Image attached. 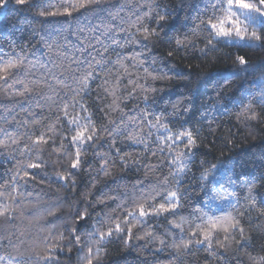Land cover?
<instances>
[{"label": "trees", "instance_id": "obj_1", "mask_svg": "<svg viewBox=\"0 0 264 264\" xmlns=\"http://www.w3.org/2000/svg\"><path fill=\"white\" fill-rule=\"evenodd\" d=\"M150 8V16H145ZM203 9L201 0H100L99 7L91 0H28L22 6L10 0L0 17V58L21 55L32 74L0 81V212H4L0 216V264H44L40 257L49 254L61 235L64 239L52 252L55 264H87L89 247L93 249V264H264L259 259L264 256V101L260 99L264 91V32L260 30L262 38L254 46L213 41L212 47L201 52L210 39L206 31L197 30L206 19ZM157 12L166 15L167 21L162 30L157 29L159 37L150 38L146 47L130 43L138 28L156 27ZM185 37L189 43L177 49L175 39ZM137 38L142 39L138 33ZM138 52L142 55L133 59ZM238 57H244L247 64L240 65ZM139 60L144 64L139 65ZM96 61H101L102 67ZM145 68L161 78L152 80ZM85 70L97 77L90 83V91L83 94L96 127L105 125L111 130L120 125V109L128 113L123 117L128 127L121 126V132L114 134L119 155L111 147L108 133H98L100 141L84 154L87 163L69 175L74 156L65 152H75L69 143L75 133L68 130L63 110L65 103L80 99L74 78H80ZM117 76L120 108L112 111L107 105L113 97L101 85L111 91ZM16 79L29 88L39 86L41 92L20 96L24 88ZM129 79L135 83L129 84ZM136 83L157 91L137 88L133 97L125 100ZM144 95L149 97L147 102ZM248 105L257 113L256 118L245 112ZM144 109L152 115L144 117L140 111ZM68 111L71 116L86 115L79 106ZM57 116L61 123H56ZM128 116L136 117L135 126L128 123ZM157 118L173 133L181 127L192 129L199 145L180 185L181 215L192 221L190 213L197 208L210 216L230 211L240 220L246 242L238 231L230 233L228 241L220 232L217 239L226 249L219 248L214 239L211 250L207 245L193 244L177 251L172 245L183 241L169 221L180 223L179 216L148 218L145 223L128 216L137 203H145L140 199L141 189L177 188L169 175L174 169L167 163V150L161 153L157 148L156 130L147 138V121L155 124ZM109 119L115 124L109 125ZM50 125L55 126L54 137L48 130ZM41 132L53 137L55 143L50 140L41 151L29 153L31 141ZM129 134L145 136L148 149L131 144ZM61 144L67 148L62 149ZM182 148L180 145L177 150ZM96 153L110 155L105 160ZM127 154L138 162L125 167L120 156L129 159ZM32 163L41 167L28 169ZM221 163L231 171L220 168L210 174L202 190V173ZM102 164L107 174L101 170ZM151 165L159 166L152 169ZM229 176L234 181L231 186L227 184ZM165 177L168 186L162 183ZM221 183L226 191H219ZM229 192L235 193L229 198L235 208H229L228 201H216L218 207L209 209L208 197ZM163 195L155 201L149 198V202L161 203ZM85 213L86 218L80 220ZM102 219L104 224L95 223ZM125 219L135 225L132 239L127 241L126 234L119 239L113 236L103 241L97 252L98 236H88L94 223L99 231L107 232L117 223L126 227ZM196 223L201 221L183 225L184 240ZM73 229L80 237L79 244L70 235Z\"/></svg>", "mask_w": 264, "mask_h": 264}, {"label": "snow or ice", "instance_id": "obj_2", "mask_svg": "<svg viewBox=\"0 0 264 264\" xmlns=\"http://www.w3.org/2000/svg\"><path fill=\"white\" fill-rule=\"evenodd\" d=\"M92 3L96 4L99 7L100 0H91ZM10 0H0V11H4L6 13L8 9V5ZM28 3V0H15L16 5H25ZM201 3L204 5L203 15L206 19L201 20V24L197 26V30H203L208 33L210 39L207 41L204 49H201V52H205L209 47L213 46V41L220 43V42H228V43H245L247 46H254L256 41L261 40V35L257 33V31H249L250 28L253 29H260L264 32V0H201ZM74 7V6H73ZM80 7H84L83 4ZM156 7H160L156 5ZM166 12V8L163 9ZM152 9L150 8L149 13H145V16H150ZM41 16L45 15L44 12L40 13ZM67 15H71V12H67ZM155 24L156 27L149 28L148 26H144L142 28L137 29V33L142 39L137 38V33L132 35V40L129 41L130 43L142 44L144 47L147 46V42L152 37H159L160 33L157 29H163V26L166 24V15H161L158 12L156 13ZM139 22V19H138ZM195 31V30H194ZM113 43H117L115 40ZM187 41V38L184 39L176 38L175 44L176 48L179 49L184 47ZM142 53H135L133 59H137L140 57ZM169 56L172 55L171 52L168 53ZM156 58H153V63H155ZM112 62V63H118ZM238 62L240 65H246L247 61L244 57H238ZM144 61L139 60V65H143ZM97 66H101V61H96ZM89 69L92 68V64L89 63ZM147 76H150L152 80H157L161 78L158 75H153L151 72L148 71L147 68L144 69ZM31 75V69L25 66V58L18 54L9 55L8 58L5 60L0 58V81H7L13 77H19L21 75ZM125 74L127 75V69H125ZM97 77L93 74L91 70H85L84 74L80 78H74V82L77 85L76 94L80 95V99H73L71 104L65 103L64 110H63V118L66 123V126L69 131H73L75 134L71 135L70 144L72 147L75 148V152H68L66 151L65 154L74 158L71 159L70 168H69V175H71L72 171L78 170L82 167L84 163H87L85 153L87 152L88 148H95L98 141H100L101 137L98 133L106 132L108 136L112 138V145L111 147L115 148L116 153L120 154V149L115 147L116 145V138L115 135H118L121 132V126L124 128L128 127V124L124 123L123 117L127 116L128 113L124 111V109H120L121 111V121L120 125H116L112 127L111 130L105 125H101L98 129L95 125V122L92 120V113L89 112L86 102H84L83 94H86L90 91V83L94 81ZM16 83L21 84L24 88L22 92L19 93L20 96L24 97L28 93H40L41 88L39 86L33 88H29L27 85L24 84L23 80L16 79ZM120 82V77L117 76L116 78V86L109 91L108 88H103L104 92L108 95L113 97L112 104L107 105L109 109L115 111L117 108H120V105L117 103V100L120 99L117 96L118 86ZM129 84L135 83L131 79H129ZM108 80H104V84H107ZM67 88V85H64ZM139 88L142 92H155L157 89L155 88H146L144 85L135 84V87L132 89L131 92L128 93V96L125 100L130 99L136 92V89ZM97 99H102L101 97H97ZM142 99L147 102L149 97L144 95ZM261 101H264V91L260 93ZM77 106L86 113L84 116H80L79 114L75 116H71L69 114L68 109L72 108L75 109ZM224 106L221 105V108ZM173 108H176V105H173ZM103 112V109H101ZM131 111V109H129ZM143 113L144 117L152 115L146 109L140 110ZM245 112H251V118H256L257 113L252 110L251 105H248L245 108ZM105 115H108L105 113ZM39 123V122H37ZM56 123H61V117H56ZM128 123L135 126L137 124L136 117L128 116ZM109 125L115 124L114 121L111 119L108 120ZM147 125L149 131L147 133V138H151L152 136V129L156 130V141L157 148L161 153H164L167 150V163L170 168H173L174 171H171L169 175L171 176L174 183L177 185L176 190H170L169 187H159L153 186L148 192H145L143 189L140 191V199H143L145 203H137L135 209L128 213V216L132 218V220H136L139 223H145L148 218H167L168 216L180 217V223H172L169 221V224L172 225V228L178 229L181 234V240L183 241L180 244L174 243L172 247L177 249V251L181 249H187L189 246L195 244L197 246L207 245V248L211 250L213 248V240H216V243L219 248L226 249V244L222 243L217 239L220 232L225 233L224 240L228 241L230 239V233H234L238 231L241 234V240L246 242L243 233L244 229L240 226V220L237 219L232 213L229 212H222L219 216H210L207 211H204L202 208L194 209L191 216L194 217L192 221H189L187 217L181 215V209L183 208V204L181 203L182 195L179 194L180 185L183 182V179L187 172L190 170L193 158L195 156V149L199 147L197 143V137L193 135L192 129H184L181 127L176 132L171 131V127L167 123H160V119L157 118L156 123L153 124L151 120L147 121ZM54 125H50L48 130L53 132V137L55 136L54 132ZM163 130V132H161ZM53 137L46 136L45 132H41L39 136L36 137L35 140L31 141V148H28V152L30 153L33 149H37V151H41L42 145H47L51 140L54 144L55 141ZM128 141L134 145H144L145 149H148V142L145 136L139 134H129L127 137ZM165 142L163 145H160L159 142ZM13 143H17L15 140L12 141ZM180 145H183V148L177 150ZM62 149H66L67 146L61 144ZM60 149H56L59 151ZM155 155V152L152 153ZM97 156L103 155V158L107 160L109 157V153H96ZM129 159H125L124 156H120V161L123 163L125 167L129 166V163H137L138 160H131V154H127ZM163 162V161H162ZM161 162V163H162ZM203 163V161L201 162ZM159 165H151L152 169H155ZM41 167L40 164L32 163L28 164V169H39ZM220 168H224L225 171H231L229 167L221 164H214L211 166V170H206L202 173L201 181H202V190L204 187V183L209 179L210 174H214L215 171L219 170ZM101 170L106 172V165H101ZM29 173L25 171V177H28ZM15 180V177L13 178ZM23 179V178H21ZM58 179L62 181H67L68 177L66 176H58ZM27 182V181H26ZM75 181H73V184ZM163 185H169L168 177H165L163 180ZM234 183L232 178L229 176L227 179V184L231 186ZM213 191H216L215 187ZM219 191H226L225 184H219ZM252 189H249L251 192ZM164 193L162 196L161 203H150L149 198L151 201H155L157 197L161 196V193ZM234 192H229L227 195H215L213 197L207 198V203L209 209L213 207H218L216 201L224 202L228 201L229 208H235V205L231 203L230 197H234ZM199 212V216H196L195 213ZM4 215V212H0V216ZM87 216L85 213L83 216H80L79 219L83 220ZM110 218V217H109ZM196 220L201 221V223H196L195 228L188 234V238L184 240V232L185 228L183 225L188 223L189 225L195 223ZM106 222L105 219L96 221L95 223L104 224ZM95 223L93 225V232L88 233L89 238L91 239L93 236H98L96 240V244L98 245L96 251L99 252V245L115 236L117 239L122 238L125 234L127 237V241H130L133 236V227L135 225L130 224L128 219L123 221V224L126 227H122L120 223L115 224L114 229L109 228L107 232L99 231V229L95 228ZM74 239L75 243H80V237L75 235V229L72 230L70 234ZM147 235H151L148 233ZM199 237V238H198ZM64 237L61 235L56 244L50 248L49 254L46 256L40 257V259L44 262V264H55L54 258L52 256V252L56 251L57 246ZM126 241V242H127ZM161 244H164V241H160ZM240 243V242H238ZM89 258L87 259V264H93V260L90 258L91 254L93 253V249L91 247L88 248ZM260 261H264V256L259 258ZM255 264V262H254Z\"/></svg>", "mask_w": 264, "mask_h": 264}, {"label": "rangeland", "instance_id": "obj_3", "mask_svg": "<svg viewBox=\"0 0 264 264\" xmlns=\"http://www.w3.org/2000/svg\"><path fill=\"white\" fill-rule=\"evenodd\" d=\"M4 13V11H0V17L1 15ZM249 31H257L258 34H260V29H253V28H250ZM242 43V42H241ZM257 43V41L255 42V44ZM242 44H245V43H242Z\"/></svg>", "mask_w": 264, "mask_h": 264}, {"label": "bare ground", "instance_id": "obj_4", "mask_svg": "<svg viewBox=\"0 0 264 264\" xmlns=\"http://www.w3.org/2000/svg\"><path fill=\"white\" fill-rule=\"evenodd\" d=\"M55 153V152H54Z\"/></svg>", "mask_w": 264, "mask_h": 264}]
</instances>
